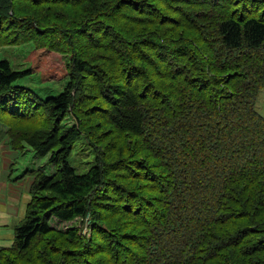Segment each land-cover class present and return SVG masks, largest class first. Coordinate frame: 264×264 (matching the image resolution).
<instances>
[{
    "label": "trees",
    "instance_id": "trees-1",
    "mask_svg": "<svg viewBox=\"0 0 264 264\" xmlns=\"http://www.w3.org/2000/svg\"><path fill=\"white\" fill-rule=\"evenodd\" d=\"M25 43L31 69L0 59V117L54 168L0 264H264V0H0V47ZM47 54L67 83L42 99L15 82Z\"/></svg>",
    "mask_w": 264,
    "mask_h": 264
},
{
    "label": "rangeland",
    "instance_id": "rangeland-1",
    "mask_svg": "<svg viewBox=\"0 0 264 264\" xmlns=\"http://www.w3.org/2000/svg\"><path fill=\"white\" fill-rule=\"evenodd\" d=\"M36 50L32 43H25L19 45H6L0 47V59L7 60L11 67L15 70H29L32 68L35 62ZM45 55L44 63L49 64L41 65L36 72H28L26 75L16 80L15 85H20L32 89L37 96L44 99L48 96H56L67 83V77L65 76V62L62 56L56 55L51 56ZM58 72H62L64 75L58 80L41 81V72L45 70L56 69ZM60 70V71H59ZM257 111L264 116V89L260 90L256 101ZM72 118V117H71ZM68 121H71L69 119ZM8 129L7 124L0 117V176L3 173L5 166L7 170L5 173L7 176L11 173V180L7 182V192L0 194V209L4 206L3 195L8 199L10 188L12 185L18 186L20 181H25L22 189V195H25V205L27 198L29 197L27 187L28 182L35 176L37 172L44 174H50L53 171L54 166L48 163L49 154L45 156L37 155L29 146H25L24 149H14L7 144L8 136L6 130ZM69 164L75 169L77 173H83L94 164V154L86 144L84 135L81 134L79 139L74 143L71 153L67 158ZM2 170V172H1ZM18 178L17 180H15ZM17 192V190H16ZM24 203V198L21 200V206ZM24 208H20L17 217H10L6 219L0 218V245H7L12 238L13 227L23 219L25 214ZM80 219L76 218L71 223L76 222L79 224ZM70 223V224H71ZM88 222H84L83 229H87Z\"/></svg>",
    "mask_w": 264,
    "mask_h": 264
},
{
    "label": "crops",
    "instance_id": "crops-1",
    "mask_svg": "<svg viewBox=\"0 0 264 264\" xmlns=\"http://www.w3.org/2000/svg\"><path fill=\"white\" fill-rule=\"evenodd\" d=\"M6 170H7V166H5L3 173L0 176V194L1 192L4 194L7 192L6 190H7V182H8L9 176H7V174L5 173ZM31 182H32L31 180L28 182L27 191L29 189ZM16 183H18V186L16 185L11 186L8 199L5 197V195H3L2 200L5 201V203L3 202L4 205L2 206L4 207L0 209V218L6 219L5 221H7V219L10 217H17L19 215L18 211L20 210V208H24V206H26L25 205L26 197L25 195H22V189L25 184V181L23 180V181L16 182ZM23 198H24V203L21 206V200Z\"/></svg>",
    "mask_w": 264,
    "mask_h": 264
},
{
    "label": "built area",
    "instance_id": "built-area-1",
    "mask_svg": "<svg viewBox=\"0 0 264 264\" xmlns=\"http://www.w3.org/2000/svg\"><path fill=\"white\" fill-rule=\"evenodd\" d=\"M70 223H71V222H66V223H64V226H65V225H68V224H70Z\"/></svg>",
    "mask_w": 264,
    "mask_h": 264
}]
</instances>
